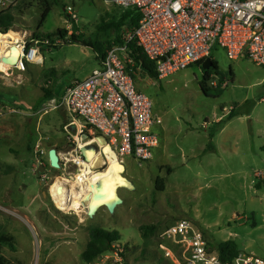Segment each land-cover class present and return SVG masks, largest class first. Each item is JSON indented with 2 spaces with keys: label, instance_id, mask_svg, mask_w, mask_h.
Returning <instances> with one entry per match:
<instances>
[{
  "label": "rangeland",
  "instance_id": "obj_1",
  "mask_svg": "<svg viewBox=\"0 0 264 264\" xmlns=\"http://www.w3.org/2000/svg\"><path fill=\"white\" fill-rule=\"evenodd\" d=\"M44 7L41 0H14L9 10L15 24L6 34L32 38L63 31L66 40L75 34L80 42L41 46L38 62L24 72L5 74L0 69V228L14 238L13 248H1L4 260L167 264L159 237L180 219L192 221L214 249L233 240L239 253L264 259V67L246 59L230 60L216 47L212 58L219 69L211 79L217 87L209 80L207 93L201 88L200 65L163 81L137 72L138 89L153 99L162 119L159 151L150 162L119 158L127 184L117 190L123 204L114 214L105 206L93 218L87 212L65 213L55 206L50 188L58 178L75 180L80 172L75 162L78 140L85 144L91 139L80 134L84 122L64 108L40 113L43 89H52L60 100L69 85L99 69L96 51L82 42H103L98 32L102 19L110 22L112 12L120 16L121 11L103 0H62L40 23ZM68 7L77 19L67 13ZM210 143L215 149L207 151ZM53 148L61 158L58 170L50 167ZM45 166L48 171L38 175L37 169ZM151 225L157 231L144 238L140 228ZM92 227L117 230L121 239L111 251L86 263L82 253Z\"/></svg>",
  "mask_w": 264,
  "mask_h": 264
},
{
  "label": "built area",
  "instance_id": "obj_2",
  "mask_svg": "<svg viewBox=\"0 0 264 264\" xmlns=\"http://www.w3.org/2000/svg\"><path fill=\"white\" fill-rule=\"evenodd\" d=\"M103 2L120 11L138 9L142 15L139 25L124 35L122 44L107 51L99 69L69 85L60 100L46 102L40 113L64 108L84 122L79 125L80 134L91 139L88 143L101 139L120 160L131 156L150 162L161 145L157 129L162 119L154 111L153 99L137 87L135 75L143 73V69L129 56L128 45L132 41L154 63L160 81L212 56L216 47L224 49L230 60L246 59L264 67V0ZM13 3L14 0H0V15ZM66 11L77 19L72 7ZM0 32L5 34L8 30ZM60 44L64 41L59 38L34 40L25 34L12 44L19 49L20 58L16 66H10L11 70L24 72L28 64L38 62L41 46ZM9 56L7 53L2 57ZM210 81L213 88L217 87L214 79ZM77 151L78 159L84 161L80 149ZM159 247L167 264H264L263 258L241 252L231 261H222L204 232L187 219L162 231Z\"/></svg>",
  "mask_w": 264,
  "mask_h": 264
},
{
  "label": "trees",
  "instance_id": "obj_3",
  "mask_svg": "<svg viewBox=\"0 0 264 264\" xmlns=\"http://www.w3.org/2000/svg\"><path fill=\"white\" fill-rule=\"evenodd\" d=\"M44 2L45 7L44 11L41 15L40 23L45 22L47 17L52 11V5H59L62 0H41ZM119 10V9H118ZM120 16H118V11L115 10L112 12V18L111 21L108 22L105 19H102L101 24L98 26V32H102L104 36V41L100 42L97 41L95 43H88L86 41H83L82 43L85 46L92 47L99 59H103L107 51L114 45L122 44L124 42V32H130L134 30L139 25V22L142 18L141 13L138 11V9L133 8L127 11H121ZM15 24V17L12 13V10H7L4 13L0 15V28H5L8 31L14 26ZM65 32L58 31L56 33L52 34H34L32 36V39L36 40H42L44 38H50L51 40H55L56 38L62 39L64 42H71L72 44H75L79 41V37L75 34H72L69 40L65 39ZM129 56L133 59L135 65L137 67H143L147 70L145 72L143 70V73H147L149 78L157 80L158 76L155 71L154 63L144 54L143 50L139 48L136 45L135 41H132L129 45ZM212 58V56H210ZM206 58L200 62H198L196 65H200L202 67L203 63L205 62ZM213 65L211 69L204 70V76H203V82L201 84L202 90L207 93V87L206 83L211 79V77L215 74H218V63L212 58ZM51 73L55 74V70H50ZM47 77H50V75H46ZM44 96L41 99V103H46L54 98H56V94H54V91L50 88H44L43 89ZM62 97V96H61ZM60 98V97H58ZM42 103V104H43ZM41 104V105H42ZM235 115L232 114L231 118H233ZM214 134L211 133L209 135L210 138H213ZM32 149V148H31ZM214 144L210 143L208 145L207 151L214 150ZM163 185V183L161 182ZM259 184H257L258 186ZM141 231L143 233V237L147 238L150 234H153L157 231L156 225L151 226H142ZM121 234L117 230H105L100 227H92L89 230V241L87 243V246L82 253V259L86 263H91L97 258L101 257L104 253L109 252L112 250V247L115 243L120 241ZM13 241L14 238L12 236L7 235L4 233V231L0 228V251L3 246H9L13 248ZM218 253L220 255V258L222 261H231L234 257H236L239 254V248L235 241L228 240L220 243L218 246ZM0 264H8L4 258L0 255Z\"/></svg>",
  "mask_w": 264,
  "mask_h": 264
},
{
  "label": "bare ground",
  "instance_id": "obj_4",
  "mask_svg": "<svg viewBox=\"0 0 264 264\" xmlns=\"http://www.w3.org/2000/svg\"><path fill=\"white\" fill-rule=\"evenodd\" d=\"M23 37L24 35L18 36L12 31L7 34L0 32V69L4 71L3 73L8 74L11 71V65L2 62V56L7 53L12 55V44ZM14 52L16 54L18 50ZM99 140L101 139L94 140L99 143V149L91 162L75 160L80 167V172L74 176L73 182L58 178L51 186L50 195L59 210L65 213L73 211L77 214L88 212L97 183L101 182L105 185L104 193L107 198L111 197L119 187L127 184V180L122 176L124 172L122 162L109 146L102 145ZM78 144L84 145L80 140ZM99 169L101 171H98Z\"/></svg>",
  "mask_w": 264,
  "mask_h": 264
},
{
  "label": "water",
  "instance_id": "obj_5",
  "mask_svg": "<svg viewBox=\"0 0 264 264\" xmlns=\"http://www.w3.org/2000/svg\"><path fill=\"white\" fill-rule=\"evenodd\" d=\"M2 31H6V29L2 28ZM15 50L16 51L18 50V52L16 54H14ZM12 51H13L12 55H10L9 57H2L1 59H2V62H4L5 64H9L11 66H16L18 61H19V58H20V52L16 46H12ZM212 65H213L212 58L207 57L205 62L202 65V68L204 70H209V69H211ZM142 69L145 72H147V70L144 69L143 67H142ZM98 149H99V143L96 141H92L90 143H87V144L81 146L80 152H81V155L83 157V160L87 163L91 162ZM48 158H49L51 168L57 169V170L61 168L60 157H59V153H58L57 149H55V148L50 149L49 153H48ZM44 171H45L44 167H40L37 169V174L40 175V174L44 173ZM104 186L105 185L101 182L97 183L95 186V192H94V195L92 197V201L88 207V212H87V215L90 218H93L96 215L100 206H105L111 214H114L116 208L119 205L123 204V199L118 194L117 191L111 197L107 198L106 193H104Z\"/></svg>",
  "mask_w": 264,
  "mask_h": 264
},
{
  "label": "flooded vegetation",
  "instance_id": "obj_6",
  "mask_svg": "<svg viewBox=\"0 0 264 264\" xmlns=\"http://www.w3.org/2000/svg\"><path fill=\"white\" fill-rule=\"evenodd\" d=\"M44 169H45V171H44V173H42V174H45V173L48 171V167L45 166Z\"/></svg>",
  "mask_w": 264,
  "mask_h": 264
},
{
  "label": "crops",
  "instance_id": "obj_7",
  "mask_svg": "<svg viewBox=\"0 0 264 264\" xmlns=\"http://www.w3.org/2000/svg\"><path fill=\"white\" fill-rule=\"evenodd\" d=\"M223 130H224V127L221 128V131H223ZM158 151H159V150H158Z\"/></svg>",
  "mask_w": 264,
  "mask_h": 264
},
{
  "label": "clouds",
  "instance_id": "obj_8",
  "mask_svg": "<svg viewBox=\"0 0 264 264\" xmlns=\"http://www.w3.org/2000/svg\"><path fill=\"white\" fill-rule=\"evenodd\" d=\"M61 162V161H60Z\"/></svg>",
  "mask_w": 264,
  "mask_h": 264
}]
</instances>
